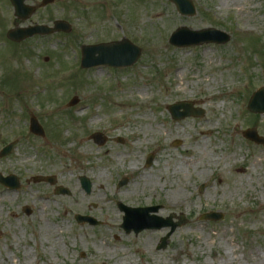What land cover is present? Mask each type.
Segmentation results:
<instances>
[{
  "label": "rangeland",
  "instance_id": "obj_1",
  "mask_svg": "<svg viewBox=\"0 0 264 264\" xmlns=\"http://www.w3.org/2000/svg\"><path fill=\"white\" fill-rule=\"evenodd\" d=\"M40 2L27 0L37 8L22 20L10 0H0V150L16 141L0 157V173L21 180L17 190L0 184V264H264V145L244 136L254 127L264 137L262 114L248 109L264 86V0H192L194 16L170 0ZM56 20L72 30L7 38L17 26ZM181 26L217 28L231 39L171 45ZM123 38L141 48L134 65L81 67L84 45ZM203 96L212 99L204 104ZM73 97L78 103L68 106ZM181 100L203 115L173 119L168 106ZM31 115L44 137L29 130ZM236 117L235 134L227 125ZM205 119L212 133L200 132ZM95 132L107 137L103 146ZM36 176L57 183L33 182ZM81 176L92 181L90 194ZM60 185L72 195L56 194ZM118 202L189 220L159 249L169 228L127 234ZM210 211L224 216L201 219ZM77 214L100 224H80Z\"/></svg>",
  "mask_w": 264,
  "mask_h": 264
},
{
  "label": "water",
  "instance_id": "obj_2",
  "mask_svg": "<svg viewBox=\"0 0 264 264\" xmlns=\"http://www.w3.org/2000/svg\"><path fill=\"white\" fill-rule=\"evenodd\" d=\"M14 8L15 15L20 19H28L30 15L35 11V7L25 4L26 0H11ZM54 0H43L42 5H47L48 3L53 2ZM175 3L178 11L183 15L193 16L196 14V9L191 0H171ZM66 31L69 32L71 27L69 23L65 21H56L54 27H47L44 25L30 26L26 28L16 27L11 29L7 33V37L14 42H21L29 37H32L36 34H49L55 31ZM230 40V35L227 33L208 28L204 30H190L186 27H180L177 29L170 37V43L177 46H191L199 45L204 42H216V43H226ZM141 49L133 45L127 39H124L119 42L99 44L93 46H84L82 49V67L91 68L100 65L112 66L116 68H124L132 66L139 58ZM78 103V98L74 97L69 106H73ZM249 108L254 112H264V87L260 88L252 97ZM180 109L182 111L180 112ZM169 110L173 118L179 120L190 115H202L203 111L199 108H193V104L190 102H178L169 106ZM30 130L39 136H44V130L39 124L35 116L31 117L30 121ZM245 135L256 141L257 143L264 144V138H261L257 135L255 130H247ZM92 138L99 145H104L107 141V138L101 133H94ZM15 146V142L10 143L0 151V157L9 155ZM153 156L149 155L147 159V165H151ZM35 181L45 180L50 184L56 183V178L54 176L47 177H35ZM83 189L90 193L92 189L91 181L82 176L80 178ZM128 182V179H123L119 183V186H123ZM0 183L12 188H20V180L15 175H9L4 177L0 173ZM56 194L70 195L71 192L69 189L59 186L56 189ZM119 207L122 211L125 212L124 222L122 228L125 229L127 233L134 231L136 234L143 231L144 229H162L165 227H170V231L165 237L162 238L159 248L163 249L167 246L168 238L170 235L180 226L188 222L187 217L184 214L177 216L176 214H171L166 218H162L158 215H151L152 212H157L159 207H146V208H132L128 207L122 203H119ZM27 214L30 213L28 208H25ZM174 218H178V221H174ZM223 218V214L219 212H209L202 215V219L207 220H219ZM78 222H89L94 225L98 221L92 219L91 217L77 216Z\"/></svg>",
  "mask_w": 264,
  "mask_h": 264
},
{
  "label": "bare ground",
  "instance_id": "obj_3",
  "mask_svg": "<svg viewBox=\"0 0 264 264\" xmlns=\"http://www.w3.org/2000/svg\"><path fill=\"white\" fill-rule=\"evenodd\" d=\"M168 21H169V24H173L174 18L171 19V20L168 19ZM211 99H212V96H203V97L200 98V102H202V103L205 104V103H208ZM237 118L238 117H236L233 122H231V123H229L227 125V129L230 130L232 128L235 134L238 133L239 130L241 129V125L237 121ZM203 121L204 122L203 123H200V125H199L200 132L201 133H212L215 130V126L208 119H205ZM259 122H260V124L264 123V113L262 114V118L259 120ZM216 123H218V121H216ZM114 221H115V219L113 220V218L111 219L109 217L108 219L105 220V223L106 224H111L113 226L114 225ZM124 263L125 264H129L126 261H124Z\"/></svg>",
  "mask_w": 264,
  "mask_h": 264
}]
</instances>
